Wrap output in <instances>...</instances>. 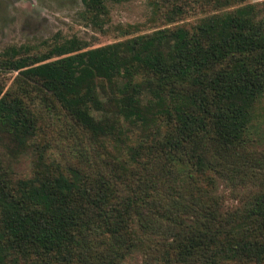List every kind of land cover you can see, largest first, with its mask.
<instances>
[{"label": "trees", "instance_id": "1", "mask_svg": "<svg viewBox=\"0 0 264 264\" xmlns=\"http://www.w3.org/2000/svg\"><path fill=\"white\" fill-rule=\"evenodd\" d=\"M125 1L81 0L100 26ZM196 1L233 8L95 47L72 37L0 53L20 85L0 84V131L16 145L39 131L24 97L103 140L121 141L122 122L142 129L124 168L111 154L75 168L82 186L41 153L32 177L0 170V264H120L134 252L144 264H264V156L243 139L264 93V2ZM215 177L246 189L240 206L222 209Z\"/></svg>", "mask_w": 264, "mask_h": 264}, {"label": "rangeland", "instance_id": "2", "mask_svg": "<svg viewBox=\"0 0 264 264\" xmlns=\"http://www.w3.org/2000/svg\"><path fill=\"white\" fill-rule=\"evenodd\" d=\"M247 2L262 5L264 0ZM176 6L179 9H175ZM107 7L108 13L102 16L104 23L100 26L92 22L81 0H0V53L10 46L22 47L23 52L29 54L43 53L72 37L95 47L164 27L189 25L233 8H217L196 0H128L109 3ZM16 77V71L0 72V84L18 91L20 85ZM32 93L34 95L35 91ZM24 100L29 101L39 126L37 136L26 145L18 146L0 131V170L14 181L33 176L41 153L47 164H58L60 173L82 186L75 168L90 171L87 161L100 154H111L124 168L130 158L128 147L141 137V128L122 122L116 136L124 143L112 137L103 140L76 125L58 106L46 108L35 97L32 100L24 97ZM244 138L249 149L264 156V93L255 103ZM245 193V188L234 189L225 180L214 178L212 195L218 197L222 209L238 207ZM142 259L141 252H134L120 264H144Z\"/></svg>", "mask_w": 264, "mask_h": 264}]
</instances>
